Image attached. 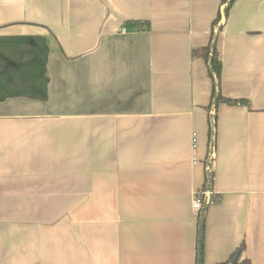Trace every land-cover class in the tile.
<instances>
[{
  "label": "crops",
  "instance_id": "0c3cea01",
  "mask_svg": "<svg viewBox=\"0 0 264 264\" xmlns=\"http://www.w3.org/2000/svg\"><path fill=\"white\" fill-rule=\"evenodd\" d=\"M221 0H0V264H195ZM205 264H264V0L218 40Z\"/></svg>",
  "mask_w": 264,
  "mask_h": 264
},
{
  "label": "trees",
  "instance_id": "16d2710c",
  "mask_svg": "<svg viewBox=\"0 0 264 264\" xmlns=\"http://www.w3.org/2000/svg\"><path fill=\"white\" fill-rule=\"evenodd\" d=\"M235 0H221V7L217 18L213 22L212 31L209 43L206 47L195 51L196 55H200L204 58L209 77L212 81V93L210 104L206 108L208 113V151L207 157L204 162V185L201 193H199V199L202 207L199 211L197 218V236H196V260L195 264H205L204 260V246H205V228L206 217L209 206V200L207 194L213 191L214 173L212 171L213 157L216 152L217 143V113L221 104H227L231 106L246 105L249 106V102L246 100H234L226 98L221 92V71L222 64L219 58L218 52V40L219 34L224 27V23L228 18L230 9ZM11 65L5 57L0 54V102H3L9 98L24 96L30 99H36L46 101L48 99L47 87L42 93L27 94V95H15V91L9 88V71ZM243 247L237 249L231 256L220 264H250L248 260H242Z\"/></svg>",
  "mask_w": 264,
  "mask_h": 264
},
{
  "label": "built area",
  "instance_id": "2783aa9c",
  "mask_svg": "<svg viewBox=\"0 0 264 264\" xmlns=\"http://www.w3.org/2000/svg\"><path fill=\"white\" fill-rule=\"evenodd\" d=\"M192 207L196 211H200L201 210L202 204H201V201L199 199V194H197V198L194 200Z\"/></svg>",
  "mask_w": 264,
  "mask_h": 264
}]
</instances>
